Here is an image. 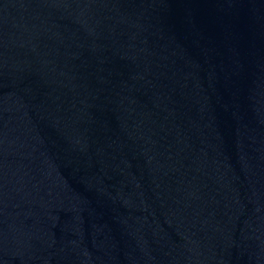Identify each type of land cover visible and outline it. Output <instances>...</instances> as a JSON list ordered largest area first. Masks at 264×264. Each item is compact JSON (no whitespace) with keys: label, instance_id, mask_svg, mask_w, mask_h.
<instances>
[{"label":"water","instance_id":"1","mask_svg":"<svg viewBox=\"0 0 264 264\" xmlns=\"http://www.w3.org/2000/svg\"><path fill=\"white\" fill-rule=\"evenodd\" d=\"M0 264H264V0H0Z\"/></svg>","mask_w":264,"mask_h":264}]
</instances>
